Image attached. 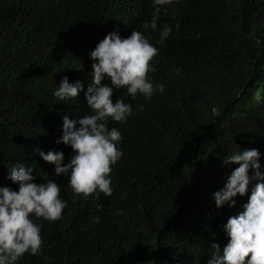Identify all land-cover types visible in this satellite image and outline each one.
Wrapping results in <instances>:
<instances>
[{"label":"trees","instance_id":"1","mask_svg":"<svg viewBox=\"0 0 264 264\" xmlns=\"http://www.w3.org/2000/svg\"><path fill=\"white\" fill-rule=\"evenodd\" d=\"M164 7L158 29L173 31L160 45L159 31L141 27L151 22L152 0H0V187L19 190L9 166L23 163L36 169V183L56 180L67 201L60 220L33 217L43 255L26 253L18 264H208L212 245H227L223 226L251 189L235 207L217 208L214 194L239 167L225 159L258 149L264 167V0ZM117 30L124 38L143 31L157 47L148 78L164 92L147 101L114 91L113 101L130 103L133 115L109 120L123 152L110 173L113 194L74 202L68 178L34 149L63 151L70 162L73 149L56 142L63 117L90 114L89 53ZM65 77L83 83L77 100L54 97Z\"/></svg>","mask_w":264,"mask_h":264},{"label":"clouds","instance_id":"2","mask_svg":"<svg viewBox=\"0 0 264 264\" xmlns=\"http://www.w3.org/2000/svg\"><path fill=\"white\" fill-rule=\"evenodd\" d=\"M171 4L173 0H152L151 22L141 25L145 31L149 28L159 31L157 44L160 45H164L173 31L169 24L158 29L157 23L161 11L167 12L164 6ZM179 28L177 23L176 30ZM157 54V47L143 31L133 30L126 38L118 30L108 33L89 53L93 71L85 96L90 114L80 119L63 117V135L56 142L73 149L70 162L65 165L63 151L45 153L38 146L34 149L45 162L55 166L57 176L68 178L74 202L81 197L87 200L93 194L96 199L100 193L113 194L110 173L123 152L118 147L122 134L115 127L109 129V120L126 123L133 115L130 103L122 99L113 101L114 91L124 89L133 100L142 95L147 101L157 91L163 93V84H154L148 78V73L155 71L150 62ZM174 71L179 74L178 69ZM82 91V82L69 83L65 77L53 95L58 101L69 102L77 100ZM260 159L258 149L239 150L225 159V163L239 167L214 194L217 208L235 207V198L247 195L250 189L251 195L243 211L230 217L223 226L228 243L223 251L218 244L212 245L214 252L208 264H264V167ZM9 169L8 179L18 184L19 190L0 187V264H18L26 253L43 255L42 226L33 217L55 222L62 218L67 207L56 180L49 178L36 183L32 174L36 169L23 163H15ZM99 221V217L93 218V222Z\"/></svg>","mask_w":264,"mask_h":264}]
</instances>
